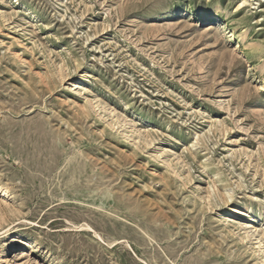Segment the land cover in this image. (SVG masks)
Instances as JSON below:
<instances>
[{"label":"rangeland","instance_id":"374dc122","mask_svg":"<svg viewBox=\"0 0 264 264\" xmlns=\"http://www.w3.org/2000/svg\"><path fill=\"white\" fill-rule=\"evenodd\" d=\"M18 263L264 264V0H0Z\"/></svg>","mask_w":264,"mask_h":264},{"label":"bare ground","instance_id":"6f19581e","mask_svg":"<svg viewBox=\"0 0 264 264\" xmlns=\"http://www.w3.org/2000/svg\"><path fill=\"white\" fill-rule=\"evenodd\" d=\"M244 2H246V0H244ZM7 189V188H6ZM9 190H5L6 193H8ZM8 195V194H7ZM19 264V263H18Z\"/></svg>","mask_w":264,"mask_h":264}]
</instances>
